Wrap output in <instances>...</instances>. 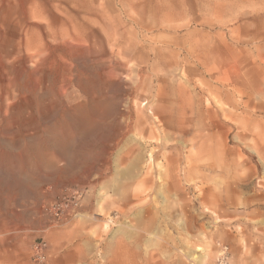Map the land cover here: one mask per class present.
<instances>
[{
	"label": "rangeland",
	"instance_id": "1",
	"mask_svg": "<svg viewBox=\"0 0 264 264\" xmlns=\"http://www.w3.org/2000/svg\"><path fill=\"white\" fill-rule=\"evenodd\" d=\"M222 255L264 264V0H0V264Z\"/></svg>",
	"mask_w": 264,
	"mask_h": 264
},
{
	"label": "built area",
	"instance_id": "2",
	"mask_svg": "<svg viewBox=\"0 0 264 264\" xmlns=\"http://www.w3.org/2000/svg\"><path fill=\"white\" fill-rule=\"evenodd\" d=\"M84 195V191L79 188H71L67 191L61 201L55 203L52 207V211L56 215H64L68 210L78 206L81 198ZM45 243H37L34 246L35 253L38 259L44 260L46 257L45 254ZM217 264H228L227 256L222 255Z\"/></svg>",
	"mask_w": 264,
	"mask_h": 264
},
{
	"label": "bare ground",
	"instance_id": "3",
	"mask_svg": "<svg viewBox=\"0 0 264 264\" xmlns=\"http://www.w3.org/2000/svg\"><path fill=\"white\" fill-rule=\"evenodd\" d=\"M170 164H173V163H171V162H169ZM191 164V163H190ZM148 182H150V175H149V173L145 176V178L142 180V183L144 184V185H146V184H148ZM138 191V190H137ZM147 190H144V189H141L140 191H139V193H141V194H143L144 192H146ZM146 204V203H145Z\"/></svg>",
	"mask_w": 264,
	"mask_h": 264
}]
</instances>
